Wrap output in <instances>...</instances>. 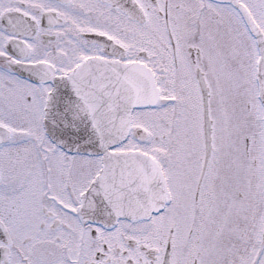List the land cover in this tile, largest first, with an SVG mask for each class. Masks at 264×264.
<instances>
[{"label": "snow or ice", "instance_id": "6c2138e0", "mask_svg": "<svg viewBox=\"0 0 264 264\" xmlns=\"http://www.w3.org/2000/svg\"><path fill=\"white\" fill-rule=\"evenodd\" d=\"M0 264H264V0H0Z\"/></svg>", "mask_w": 264, "mask_h": 264}]
</instances>
